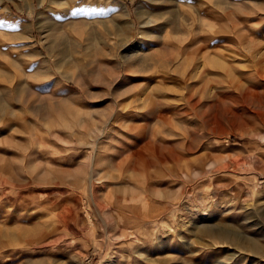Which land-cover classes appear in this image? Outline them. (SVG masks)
Here are the masks:
<instances>
[{
    "label": "rangeland",
    "instance_id": "374dc122",
    "mask_svg": "<svg viewBox=\"0 0 264 264\" xmlns=\"http://www.w3.org/2000/svg\"><path fill=\"white\" fill-rule=\"evenodd\" d=\"M262 202L264 0H0V264H264Z\"/></svg>",
    "mask_w": 264,
    "mask_h": 264
},
{
    "label": "bare ground",
    "instance_id": "6f19581e",
    "mask_svg": "<svg viewBox=\"0 0 264 264\" xmlns=\"http://www.w3.org/2000/svg\"><path fill=\"white\" fill-rule=\"evenodd\" d=\"M151 1V0H150ZM155 1V0H154ZM219 1V0H218ZM44 2V1H43ZM157 3V2H156ZM218 3V2H217ZM216 4V3H215ZM220 5V4H219ZM139 7V6H138ZM125 8V7H124ZM123 12V11H122ZM140 12V11H139ZM145 12V11H144ZM143 12V13H144ZM31 13H33V10H31ZM142 13V12H141ZM146 13V12H145ZM161 13V12H160ZM147 14L151 17V16H153V17H156V18H160V15L161 14H159L158 12L157 13H154L153 11H148L147 12ZM140 15V14H139ZM162 15H163V13H162ZM161 15V16H162ZM122 16V15H121ZM144 16H145V14H144ZM147 16V15H146ZM145 16V17H146ZM148 16V17H149ZM142 17V16H141ZM119 18V17H118ZM118 19L116 18V17H113V19H112V21H111V23H112V27L110 28V29H108V30H106V35L107 36H112V38L114 37V40H116V41H118L120 44L118 45V47L119 48H121L120 50L122 51L121 53V59H123V62L125 63H127L128 61H136V60H138L139 61V57H140V54H141V51H142V48H141V46L140 47H137V46H134V45H129V43H128V41L126 42V41H124V39H122L121 37H120V39H118V37L119 36H121L123 33L121 32V28H120V26L116 23V21H117ZM146 20V19H145ZM154 20V19H153ZM149 22V21H148ZM157 22V21H156ZM203 23V22H202ZM204 23H206V22H204ZM203 23V24H204ZM128 26V25H127ZM122 27V26H121ZM125 27V26H124ZM129 29H131V25H130V28ZM191 39V38H190ZM204 40V39H203ZM210 42V41H209ZM208 42V43H209ZM213 43H215V42H213ZM217 43V42H216ZM138 44V43H137ZM136 45V44H135ZM139 45V44H138ZM141 45V44H140ZM217 46V45H216ZM78 47H79V49L81 48V51L82 50H84L85 48H86V46H85V44H84V41L83 40H81V41H79V44H78ZM203 47H204V44H203ZM215 47V46H214ZM207 48V47H206ZM260 48V47H259ZM80 51V52H81ZM261 51V50H260ZM56 52V51H55ZM51 53V52H50ZM54 53V52H53ZM207 53V52H206ZM52 54V53H51ZM50 54V55H51ZM200 54H202V53H200ZM58 55V54H57ZM205 55V53L203 54V56ZM56 56V55H55ZM119 56V55H118ZM210 56V55H209ZM197 58V57H196ZM204 58V57H203ZM209 58V57H208ZM53 59V58H52ZM207 59V58H206ZM219 59V58H218ZM218 59H215L216 61L218 60ZM141 60V59H140ZM167 60V59H166ZM208 60V59H207ZM263 60V59H262ZM146 61V60H145ZM171 61V60H170ZM205 61V60H204ZM257 62V61H256ZM81 64H80V66L82 65L83 66V62L81 61L80 62ZM141 63V62H140ZM139 63V64H140ZM143 63H144V61H143ZM142 64V63H141ZM198 64V63H197ZM205 64H206V62H205ZM218 64V63H217ZM132 65H133V63H132ZM135 66H136V63L134 64ZM138 65V64H137ZM147 65H149V63L147 64ZM202 66H203V64H202ZM138 67H142V66H138ZM199 67V66H198ZM204 67V66H203ZM200 76H203V74L202 75H200ZM145 77V76H144ZM148 77H150L149 79L150 80H155L153 77H151V76H148ZM137 78V77H136ZM147 78V77H146ZM136 80H141L140 78H137ZM162 81H170V80H172L171 79V77L170 76H168V75H164L163 77H162V79H161ZM147 81V80H146ZM107 82V81H106ZM148 94V93H147ZM150 97V96H149ZM263 203V202H262ZM264 204V203H263ZM264 208V207H263ZM199 228V227H198ZM258 228V227H257ZM260 229H264V228H260ZM216 232V231H215ZM215 232H213V233H215ZM263 232V231H262ZM208 233H210V232H208ZM219 233V237H220V232H218ZM226 233V232H225ZM209 235V234H208ZM227 235V234H226ZM264 235V234H263ZM254 236H256V235H254ZM212 237V236H211ZM214 237V236H213ZM212 237V238H213ZM227 238H228V235L226 236ZM231 237V236H230ZM229 237V238H230ZM221 238V237H220ZM230 240V239H229ZM262 240H263V238H262ZM228 241V240H227ZM240 241V240H239ZM231 242V241H230ZM241 242H242V244L245 246H247V248L249 247L250 249H251V251H253V252H255V253H258V254H264V244L259 240L258 241V238L256 239L255 237H252V236H248L247 238H243L242 240H241ZM240 243V242H239ZM238 246V245H237ZM240 246V245H239ZM246 248V249H247ZM243 249V248H242ZM250 249H248V250H250ZM244 250V249H243ZM252 252V253H253ZM254 253V254H255Z\"/></svg>",
    "mask_w": 264,
    "mask_h": 264
}]
</instances>
